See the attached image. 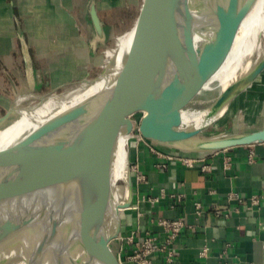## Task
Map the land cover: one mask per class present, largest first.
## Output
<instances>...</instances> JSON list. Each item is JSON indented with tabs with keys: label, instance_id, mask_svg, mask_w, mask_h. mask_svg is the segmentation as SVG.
<instances>
[{
	"label": "water",
	"instance_id": "water-1",
	"mask_svg": "<svg viewBox=\"0 0 264 264\" xmlns=\"http://www.w3.org/2000/svg\"><path fill=\"white\" fill-rule=\"evenodd\" d=\"M204 1L207 7L202 0L123 3L115 47L128 31L132 45L112 88L94 98L100 108L95 121L64 152L51 155L10 204L5 201L15 159L7 158V149L0 151V264H121L112 241L119 237L121 211L131 206L133 186L128 170L121 200L112 162L117 138L133 130L134 114L141 115L137 130L143 139L177 156L264 141V120L259 129L231 134L209 121L261 72L264 54L219 92L200 124L181 127V112L223 64L255 0ZM90 16L101 33L93 5ZM111 62L95 80L107 75ZM12 108L0 117V127Z\"/></svg>",
	"mask_w": 264,
	"mask_h": 264
},
{
	"label": "crops",
	"instance_id": "crops-1",
	"mask_svg": "<svg viewBox=\"0 0 264 264\" xmlns=\"http://www.w3.org/2000/svg\"><path fill=\"white\" fill-rule=\"evenodd\" d=\"M125 1L0 0L3 113L26 94L55 88L70 77L87 79L100 63L98 48L107 44L115 31L113 21L102 17V10L122 7ZM92 5L101 33L91 20ZM128 32L119 37L115 49L107 51L111 68L132 39ZM127 33L131 37L120 42ZM60 79L63 82L59 83ZM253 108L257 112L251 111ZM226 110L238 125L213 129L231 134L261 127L264 68L224 113ZM253 121H259L260 126L250 131L242 128ZM130 139L127 160L137 170L131 175L133 199L131 206L121 211L119 237L112 241L121 264H134L128 259L134 246L125 237L134 231L136 240L146 232L162 237L157 222L163 218H182L184 222L174 242L173 264H264V141L195 155L199 161L187 166L177 155L153 147L136 134ZM202 166L208 169L203 171ZM138 174L144 179L137 180ZM195 202L201 205L200 213ZM152 259L155 264L162 263L160 253Z\"/></svg>",
	"mask_w": 264,
	"mask_h": 264
},
{
	"label": "bare ground",
	"instance_id": "bare-ground-1",
	"mask_svg": "<svg viewBox=\"0 0 264 264\" xmlns=\"http://www.w3.org/2000/svg\"><path fill=\"white\" fill-rule=\"evenodd\" d=\"M202 3L204 7H207L204 0ZM263 39L264 0H255L241 21L226 59L205 84L200 95H204L215 79H218L216 85L219 86L220 92L240 75L245 74L252 66V57L262 46ZM131 41L125 46L106 76L96 80L85 79L81 81L80 86L62 95L26 94L11 105L13 106L11 117L14 119L3 126L10 117L2 125L3 127H0V151L7 149L9 153L7 158L11 156L15 159L11 164L15 171L8 186L10 193L5 201L6 204L20 197L25 184L30 182L39 170L44 169L45 162L49 161L51 155L57 152L56 155H60L77 140L86 127L93 124L100 109L97 105L95 106L94 98L96 95L98 99L102 98V95L112 88L118 69L122 67L127 56ZM31 98H38L39 102L31 106L25 105L26 100ZM225 103L216 116L209 120L214 121V125L224 113L222 111L226 106ZM206 113V109L184 110L181 112V127L200 124ZM128 138L126 134L120 135L115 143L112 177L116 186L119 180L127 181L129 168L126 143ZM16 264L24 263L21 261Z\"/></svg>",
	"mask_w": 264,
	"mask_h": 264
},
{
	"label": "rangeland",
	"instance_id": "rangeland-1",
	"mask_svg": "<svg viewBox=\"0 0 264 264\" xmlns=\"http://www.w3.org/2000/svg\"><path fill=\"white\" fill-rule=\"evenodd\" d=\"M125 8L122 7H113L111 10H102V17L104 18V20H110L113 21V31L111 38L109 41H107V44H105L104 46H101L100 48H98V59H100V63L97 64L96 66H94V68L91 70V73L89 75V77L87 79L89 80H93L97 74H99L101 72V70L103 69L104 65L106 64V62L108 61V55H107V51L109 50H113L115 49V41H116V37H117V28L119 30V26H120V21H121V16H122V11ZM131 24V23H130ZM129 24V25H130ZM128 25V26H129ZM129 33V32H128ZM125 34L123 37L120 38V42L121 40H123L124 42L127 40L129 36V34ZM115 47V48H114ZM264 54V39L262 41V46L260 47L259 50H257L254 54V56L252 57V66L256 63V61ZM97 59V60H98ZM119 71L121 70V67L118 69ZM119 73V72H118ZM62 79V78H61ZM59 80L60 82H63V80ZM68 82L67 83H62V85H59L58 83H54L57 85V87L55 86V88H49L47 89H42L40 92L37 93V95H41V94H52V95H62L65 93H68L72 90H74V88H77L78 86H80L81 84V79L80 80H73L71 77L67 78ZM218 79H215L214 81H212V83L209 86V89L204 93V95H200L198 98H196V100L193 102V104L190 106V110L194 111V110H202V109H206L210 106V104L214 101V99L217 97L218 92L220 90L219 86L216 85ZM37 102H39L38 98H31L26 100L25 105H34ZM258 110V109H257ZM250 111V110H249ZM251 111L257 112L255 111V109H251ZM4 111L1 109L0 107V117L3 116L5 113H3ZM140 114L137 113L132 115L131 117L134 119V124H133V130L129 136V140H127L126 143V149H127V153H128V145L129 142L131 141L130 137H132L134 134L138 133L137 130V126H138V122L140 119ZM230 117V113L228 110H226V112L224 114H222L219 118L218 123H216L214 126L218 127L219 129H223V127H229L231 129V127L237 126L238 125V121H234L232 119H229ZM258 120L261 118L260 115L257 116ZM14 119V117H11L3 126H6L8 123H10L12 120ZM234 122V123H233ZM236 123V124H235ZM2 126V127H3ZM260 126V122L259 121H253L250 122L248 125L243 126L242 128L245 130H254L255 128H258ZM227 129V128H225ZM129 141V142H128ZM128 170L130 172V174L132 175V170H131V165L128 162ZM126 180H119L117 183V191H118V195L119 198L121 200H124L125 196H126Z\"/></svg>",
	"mask_w": 264,
	"mask_h": 264
},
{
	"label": "built area",
	"instance_id": "built-area-1",
	"mask_svg": "<svg viewBox=\"0 0 264 264\" xmlns=\"http://www.w3.org/2000/svg\"><path fill=\"white\" fill-rule=\"evenodd\" d=\"M137 137L142 138L139 132L136 134ZM179 159L187 166H193L197 161L196 157L190 156H178ZM201 169L206 171L207 166H202ZM133 172L137 170L134 167H131ZM137 180H143L144 175L138 174ZM163 192V191H161ZM164 195V193H162ZM178 200L181 199L180 196L177 197ZM157 201V199H155ZM253 202H256V198L253 197ZM195 209L197 213H200V203L195 202ZM158 225L162 227L164 235L159 237L158 235L151 234L146 232L143 234L140 240H136V232H131L126 238V241L129 244H133L134 248L132 253L128 256L134 264H155L152 259V255L160 253L162 255L161 264H173L175 251H174V242L180 233L181 228L184 225L182 218L176 219H159ZM204 252V251H203ZM202 252V253H203Z\"/></svg>",
	"mask_w": 264,
	"mask_h": 264
}]
</instances>
